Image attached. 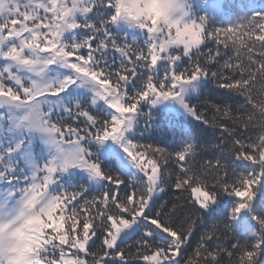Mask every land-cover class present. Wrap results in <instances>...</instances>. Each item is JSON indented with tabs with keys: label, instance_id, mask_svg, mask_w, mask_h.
Returning <instances> with one entry per match:
<instances>
[{
	"label": "snow or ice",
	"instance_id": "1",
	"mask_svg": "<svg viewBox=\"0 0 264 264\" xmlns=\"http://www.w3.org/2000/svg\"><path fill=\"white\" fill-rule=\"evenodd\" d=\"M0 264H264V6L0 0Z\"/></svg>",
	"mask_w": 264,
	"mask_h": 264
},
{
	"label": "trees",
	"instance_id": "2",
	"mask_svg": "<svg viewBox=\"0 0 264 264\" xmlns=\"http://www.w3.org/2000/svg\"><path fill=\"white\" fill-rule=\"evenodd\" d=\"M230 2V0H225V3ZM255 4L257 7L264 6V0H255Z\"/></svg>",
	"mask_w": 264,
	"mask_h": 264
},
{
	"label": "rangeland",
	"instance_id": "3",
	"mask_svg": "<svg viewBox=\"0 0 264 264\" xmlns=\"http://www.w3.org/2000/svg\"><path fill=\"white\" fill-rule=\"evenodd\" d=\"M197 2H199V0H197Z\"/></svg>",
	"mask_w": 264,
	"mask_h": 264
}]
</instances>
